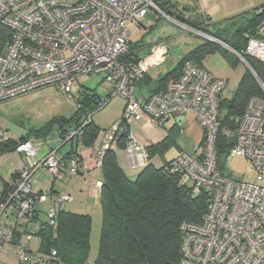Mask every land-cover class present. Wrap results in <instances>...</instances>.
<instances>
[{"label":"built area","instance_id":"2783aa9c","mask_svg":"<svg viewBox=\"0 0 264 264\" xmlns=\"http://www.w3.org/2000/svg\"><path fill=\"white\" fill-rule=\"evenodd\" d=\"M166 1L0 0V21L12 31L0 52V104L49 86L67 91L79 76L103 73V79L113 84L112 90L84 117L82 124L62 138L64 144L78 139L93 114L103 109L109 98L123 96V114L106 136L99 164L105 151L116 146L123 123L147 116L163 125L174 115H194L203 129L201 144L195 153L184 152L165 166L170 175L180 177L182 185L189 184L194 195L204 192L208 198L200 222L183 221L180 225V264H264V99H250L229 135L234 144L228 158H246L256 171V180L245 182L218 168L219 99L226 79L187 61L181 74L158 92L141 100L134 95L137 79L164 62L168 47L164 43L153 45L137 64L128 66L124 57L131 46L129 23H141L151 10L175 20L163 9ZM259 13H264V7ZM183 24L206 39L223 43L246 65H250L248 57L264 63V19L257 36L248 38L243 53L210 33ZM12 138L8 131L0 129V143ZM15 149L27 158L36 154L31 139H18ZM125 151L132 170L138 171L147 164V146L133 137L129 136ZM40 168L56 176L77 174L79 156L75 152L63 156L51 149L35 163L24 164L0 199V250L15 245L18 264H64L56 250L37 252L27 244L33 239L40 241L34 229L43 228L42 222H35L34 228L28 225L37 219L43 203L54 201L45 213V222L55 225L58 212L73 201L68 192L53 196L47 189L36 190L33 177ZM18 234L25 236V242H16Z\"/></svg>","mask_w":264,"mask_h":264},{"label":"trees","instance_id":"16d2710c","mask_svg":"<svg viewBox=\"0 0 264 264\" xmlns=\"http://www.w3.org/2000/svg\"><path fill=\"white\" fill-rule=\"evenodd\" d=\"M163 9L170 1L164 2ZM170 14V13H169ZM177 20L191 27L201 29L223 41L234 50L243 53L248 38L257 36V30L264 13H257L245 22L235 19L223 27L215 28L202 22L186 18L182 12L173 15ZM12 37V31L0 21V52ZM220 44L204 39L202 43L189 50L171 70L153 79L145 73L136 82L154 87V93L164 88L172 78H177L187 61L203 66L204 58L216 51ZM138 47L131 45L130 52L124 57L128 66L137 64L142 56ZM224 49V48H223ZM227 51V50H225ZM232 64L236 58L229 56ZM255 74L248 68L232 97H221L220 132L217 139L216 155L218 168L223 172V158H228L234 144L229 135L236 128V117L243 115L252 97L264 99V63L251 57L247 58ZM135 82V83H136ZM102 96L96 89H85L81 93L80 105L71 117H54L32 133L21 136L20 140H30L31 135L47 138L53 130L62 138L82 124L84 117L98 106ZM93 118V116H92ZM84 126L79 137L86 146H92L101 129L93 119ZM128 123L122 124V133L117 140V148L124 149L129 138ZM174 127L160 142L147 147L149 160L136 176H129L120 166L116 150L107 149L102 157L104 179L100 192L102 224L99 247L93 264H180L182 258L183 221L200 222L207 210L208 198L203 192L194 195L190 185H182L178 175H170L165 166H156L151 159L156 153L163 156L166 148L174 142ZM18 139L0 143V153L15 149ZM68 153V155L72 154ZM66 155V156H68ZM21 170V169H20ZM19 170V171H20ZM19 171L13 173L14 180ZM9 188L8 183L1 186V196ZM43 228L34 229L40 238V252L56 250L59 260L64 264H84L91 254L92 217L63 208L56 216V224L49 225L41 220ZM19 234L16 237L19 242Z\"/></svg>","mask_w":264,"mask_h":264},{"label":"rangeland","instance_id":"374dc122","mask_svg":"<svg viewBox=\"0 0 264 264\" xmlns=\"http://www.w3.org/2000/svg\"><path fill=\"white\" fill-rule=\"evenodd\" d=\"M168 1H170L171 4H169V7L166 8L165 11L170 13V15H173L175 12H182L186 18H191L192 21L195 20L197 23L202 22L205 25L215 28L223 27L226 23L234 19L239 23L245 22L248 18L253 17L258 9L264 7V0ZM129 28L132 32L130 35L131 45L139 48L138 53L141 56L147 55L153 45L164 43L168 47V53L164 62L150 71L154 79L171 71L185 53L206 39L202 35L189 30L182 22L176 19H170L161 13L158 14L155 10H151L141 23L130 22ZM229 56L236 58L234 64L228 59ZM203 65L211 71L213 75L226 79L227 85L223 90L226 97L233 96L240 79L248 69L246 63H244L233 51L226 49L224 45H221L216 51L208 54L203 60ZM103 77V73L82 75L69 85L67 91L49 86L2 102L0 104V129L8 131L9 134L17 140L23 135L32 133L34 129L41 127L54 117H71L80 105L78 104V98L81 90L86 88L96 89L102 96H105L112 90L113 84L106 82ZM146 93L147 90L143 89L140 84L136 82L134 85L135 97L141 98L142 95H146ZM109 99V102L103 109L93 114V119L103 129V133H107L112 125L120 119L123 106L125 105V98L121 95H115ZM189 121L193 126V121L190 117ZM132 122H134V120L129 121V124ZM155 124V129H151V131L148 129H141L138 132H134L136 135H141L139 136L141 141L148 136L157 137L162 131L161 127L158 126L157 123ZM194 126L197 128L196 124H194ZM54 135H57L56 130L50 133L46 138L47 141L49 142L51 136ZM129 136L133 137L132 134H129ZM173 137L174 142L169 145L163 153L166 159L178 153L180 151V145L188 149L193 148L194 137L190 136L185 129L179 132L176 131ZM31 140L34 144L35 142L37 144L40 139L35 135H31ZM201 141L199 144H201ZM159 157H162V155L156 153V158L153 160L156 166H159L162 161ZM24 164L25 157L17 149H9L0 153V189L4 183L12 181V174L15 173L19 167H23ZM124 164L130 172H136L129 167L127 156L124 160ZM222 165L223 173L233 179H239L245 182H254L256 180V171L246 158L239 156L229 157L227 159L223 158ZM41 171L42 170L35 176L37 178L42 176L39 181L33 184V187L36 189L41 185L48 187L52 185L51 178L53 177L50 178L49 176L46 177V175H41ZM70 180L71 176L68 175L62 180L58 178L56 183L60 187H63L69 183L72 184ZM71 184H69V186ZM66 207H68V204ZM90 213L92 214L91 254H93L94 257L99 247L102 215L94 206L91 207ZM24 241L25 237L23 238V242ZM9 250V252H0V264H18L16 251ZM93 257L92 255L90 256L91 259H93Z\"/></svg>","mask_w":264,"mask_h":264},{"label":"crops","instance_id":"0c3cea01","mask_svg":"<svg viewBox=\"0 0 264 264\" xmlns=\"http://www.w3.org/2000/svg\"><path fill=\"white\" fill-rule=\"evenodd\" d=\"M150 71H149V74L151 75ZM151 77L153 78L152 75H151ZM216 77H218V76H216ZM140 86L143 89L147 90V93H146V95H142L141 98H137V99L141 100L142 98H146V97H149L150 95L154 94V91H155L154 87L151 88L149 86L142 85V84H140ZM86 89H91V88H86ZM83 90H85V89H83ZM83 90L80 91V96L78 98V104H80L79 99L81 97V93ZM223 92L221 94V97H226ZM109 93H107L106 95H108ZM99 95H101V94H99ZM102 97H104V95ZM125 103H126V100H125ZM124 106H123L122 114L124 111ZM122 114H121V116H122ZM189 117L193 121V126L190 124ZM93 121L95 122V124L97 126L100 127V125L94 119H93ZM155 123H157V122L154 121L153 119H151L147 116H142L141 118L134 120V122H132L129 125V134L130 135L132 134L134 139H136L140 144L147 146V147H149L150 145L157 144L158 142L162 141L169 134V129L172 127H174V130L178 131V132L180 130L185 129V131H187V133H189L190 136L194 137V143H193L192 149L184 148L180 145V151L178 153H176L175 155L171 156L170 158L166 159L164 156L159 157V159L161 158V160H162L159 166L166 165L167 162L175 159L176 157H178L179 155H181L184 152L195 153L197 151V149L200 145L199 143L201 141V138L203 137V129L199 126L194 115H192V114L174 115L171 118H169L163 125H160L157 123V125L161 127L162 133H160L157 137L156 136L155 137L148 136L143 141H141L139 139V136H141V135L140 134L136 135L134 132V131L138 132L141 129H148L151 131V129H155V125H156ZM194 124H196L197 128H195ZM198 128H199V130H198ZM100 129H101V131H100L96 141L94 142V144L92 146H86L81 140H79V138L75 139L72 142L70 141V142H67L64 144L62 141V137L59 136L58 134L51 136L50 140L48 139L49 142L47 141L46 138H38V139H40V140H38L39 143L36 144V142H35V144H34L36 154L34 156H32L31 158L25 157V164L26 163L33 164L37 160L41 159L49 150L57 149L58 152L60 154H62L63 156L68 155V153H71V152L77 153V155L79 156V160H80V169H79V172L77 174L72 175V174H69L66 172V173L61 174L60 176H56V175L52 174L50 171H48L46 168H40L34 174V177H33L34 183L39 181V179L42 177V176H40L38 178L35 177L36 174L40 170H42L41 175H46V177L49 176L50 178L53 177V178H51L52 179V185L50 187L41 185L38 189H36V188L35 189L36 190H42L45 188V189L49 190L53 196L55 194H57L58 192H68V193L72 194L73 201L68 203V207H65L66 210L76 212V213L89 214L92 217V214L90 213V211H91V207L94 206L96 208V210L99 211L102 215L101 205H100V192H101V187H102V183H103V179H104V173H103V168H102L101 164H99L98 160H99V152L102 149V146L105 144L106 136L109 133V131L107 133H105V132L103 133L102 132L103 129L101 127H100ZM62 149H63V151H62ZM111 149L116 150L118 162H119L120 166L123 168V170L125 171V173L129 176H136L138 174V172L137 171L136 172H130L129 169L124 164V160H125L126 156L128 157V154L125 151V148L121 149V148H117V146H114ZM155 158H156V155L153 156V158L151 159V162H153V160H155ZM128 160H129V158H128ZM148 161H150V160L148 159ZM21 168L22 167H19L15 172L19 171ZM68 175L71 176L70 182H72V184L69 183V184H71L70 186L68 184L66 186L60 187L56 183V180L58 178L62 180ZM75 177H76V179H75ZM11 179H12V176H11ZM10 183L11 182L9 181L8 184H10ZM53 203H54L53 200H49V201L43 203L40 207V213L38 214L37 219H34V221H31L30 224L28 225V227L34 228L35 222H38V221L45 219V213L47 212V210L51 209L54 206ZM24 237L25 236L23 234L20 235L19 236V242H17L18 240L16 242L22 243ZM27 244L29 245V247L32 250L40 252L39 241L33 239V240L27 242ZM9 249L15 251V249H16L15 245L10 246V248H3L0 250V252L1 253H2V251H6V252L8 251L9 252L10 251ZM91 250H92V242H91ZM91 255L93 257V254H90V256ZM95 256L96 255H94L93 259L90 258V263H93Z\"/></svg>","mask_w":264,"mask_h":264},{"label":"water","instance_id":"95a60500","mask_svg":"<svg viewBox=\"0 0 264 264\" xmlns=\"http://www.w3.org/2000/svg\"><path fill=\"white\" fill-rule=\"evenodd\" d=\"M220 45H224L223 43H221V42H218ZM226 49H228L229 50V48L228 47H226ZM248 66V68L255 74V72H254V70L252 69V67L250 66V65H247ZM79 101H81L80 99H79ZM180 119V118H179Z\"/></svg>","mask_w":264,"mask_h":264}]
</instances>
